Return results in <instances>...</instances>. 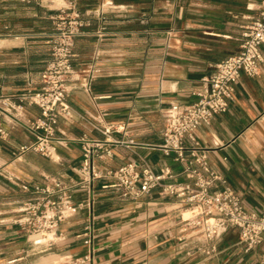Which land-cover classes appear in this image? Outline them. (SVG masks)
<instances>
[{
    "label": "crops",
    "instance_id": "obj_1",
    "mask_svg": "<svg viewBox=\"0 0 264 264\" xmlns=\"http://www.w3.org/2000/svg\"><path fill=\"white\" fill-rule=\"evenodd\" d=\"M48 1L0 0V93L17 102L21 93L39 87V72L49 59L45 41L61 9L89 14L74 38L71 78L91 68L95 76L89 92L76 87L68 93L75 112L71 119H58L53 157L32 149L20 152L19 145L31 141L33 133L13 112L0 116V183L26 196L21 186H32L44 175L75 176L81 158L77 137H104L93 126H101L95 118L112 125L108 139L121 141L105 164L144 159L155 172L168 168L173 177L166 181H181L180 163L157 148L163 112L171 102L192 101L200 77L238 49L241 25L256 16L259 0ZM100 9L107 17L106 35L97 42ZM261 51L258 72L239 74L228 108L195 130L211 167L254 211L264 205V46ZM38 114L36 105L24 104L23 119ZM101 182L94 186L91 210L81 209L59 224L65 236L54 252L66 264H264L262 246L245 250L236 229L219 238L214 255L197 250L199 236L182 231L180 216L187 210L174 196L153 188L138 200L122 199L100 188ZM82 196L77 192L74 198ZM87 223L90 248L75 236ZM23 236L16 224H0L1 242L20 247L29 239ZM42 251L32 247L34 264L41 263Z\"/></svg>",
    "mask_w": 264,
    "mask_h": 264
},
{
    "label": "built area",
    "instance_id": "obj_2",
    "mask_svg": "<svg viewBox=\"0 0 264 264\" xmlns=\"http://www.w3.org/2000/svg\"><path fill=\"white\" fill-rule=\"evenodd\" d=\"M34 1L42 4L46 0ZM88 15L86 13L83 17L77 10L65 12L61 9L60 14L53 18V27L45 41L49 59L39 72V87L21 93L17 102L0 93V116L13 112L33 133L31 141L19 145L20 152L32 149L53 157L55 149L51 140L58 119H71L75 112L67 101L68 93L76 87L90 91L96 70L91 68L71 78L74 38L88 24ZM95 15L101 19L95 30L96 40L101 42L106 35L107 17L104 9L96 11ZM262 46L264 0H259L256 16L241 25L238 49L217 61L212 71L200 77L198 88L192 91V101L171 102L164 110V125L157 148L180 163L181 181H166L173 177V173L168 168L155 172L144 159H131L114 167L105 164L112 156L113 145L121 141L108 139L106 136L112 125L104 126L100 119L95 118L101 126H93L104 137L91 138L84 134L77 137L81 158L74 168L75 176L63 179L44 175L42 181L32 186L23 184L21 188L27 195L14 208L17 215L11 223L31 238L33 247L48 250L65 236L59 224L81 209L91 210L95 199L94 186L98 180H103L100 188L112 189L122 199L138 200L157 188L160 194L174 196L185 207L188 214L180 216L182 231L199 236L196 248L204 255H214L219 238L236 229L245 250L262 246L264 263V205L260 211L246 208L239 193L211 167L206 149L195 138L197 127L208 124L214 114L228 108L239 74L243 72L253 76L258 72L263 59ZM24 104L36 105L39 114L23 119ZM3 133L0 128V134ZM77 192H84V196L75 199ZM91 229V224L87 223L82 232L75 235L81 237L89 248ZM87 258L88 254L80 261Z\"/></svg>",
    "mask_w": 264,
    "mask_h": 264
},
{
    "label": "rangeland",
    "instance_id": "obj_3",
    "mask_svg": "<svg viewBox=\"0 0 264 264\" xmlns=\"http://www.w3.org/2000/svg\"><path fill=\"white\" fill-rule=\"evenodd\" d=\"M46 2L49 3L50 1L46 0ZM104 2L105 0H101V4ZM22 193L21 190H11L0 183V224L11 223L12 219L17 215L12 209L17 207L20 200L25 197V195L21 196ZM23 237L27 239L25 233ZM32 247L31 238L24 241V243L22 242L20 247L12 243L0 241V264H34V255L31 253ZM55 250L56 245L52 246L51 249L38 253V255H41V260L47 259L49 261L46 264H66L65 260L67 259L62 254H55ZM19 256L22 257L18 260ZM12 259L14 261H10Z\"/></svg>",
    "mask_w": 264,
    "mask_h": 264
},
{
    "label": "bare ground",
    "instance_id": "obj_4",
    "mask_svg": "<svg viewBox=\"0 0 264 264\" xmlns=\"http://www.w3.org/2000/svg\"><path fill=\"white\" fill-rule=\"evenodd\" d=\"M188 214V212H186V213H184V215L186 216ZM49 261L47 260V259H43V260H41V264H46V263H48Z\"/></svg>",
    "mask_w": 264,
    "mask_h": 264
}]
</instances>
